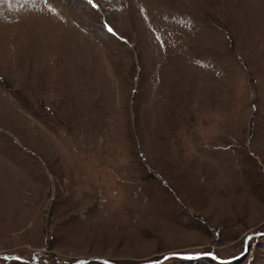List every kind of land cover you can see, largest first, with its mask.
I'll return each mask as SVG.
<instances>
[{"label":"rangeland","instance_id":"1","mask_svg":"<svg viewBox=\"0 0 264 264\" xmlns=\"http://www.w3.org/2000/svg\"><path fill=\"white\" fill-rule=\"evenodd\" d=\"M94 2L0 0V264H264V0Z\"/></svg>","mask_w":264,"mask_h":264},{"label":"water","instance_id":"2","mask_svg":"<svg viewBox=\"0 0 264 264\" xmlns=\"http://www.w3.org/2000/svg\"><path fill=\"white\" fill-rule=\"evenodd\" d=\"M260 234H262V233H252V234H249L248 236H260ZM246 247V250H247V248H248V246L246 245L245 246ZM174 255H177V256H189V257H192L193 255H185V254H167V255H164L163 256V258L162 259H160L158 262H160V261H163V260H165V259H167V258H169V257H171V256H174ZM0 256H3V257H7V258H9L10 256H12L13 258H19V256H17V255H9V254H2V255H0ZM195 256H199V255H196L195 254ZM238 257H241V255L240 256H238ZM217 260H219L220 262H224V261H226V260H221V259H219V258H217ZM83 262H86L87 260L86 259H84V260H82ZM104 262H107V263H111L110 261H107V260H103ZM157 261H149V262H147V263H144V264H154V263H156Z\"/></svg>","mask_w":264,"mask_h":264},{"label":"snow or ice","instance_id":"3","mask_svg":"<svg viewBox=\"0 0 264 264\" xmlns=\"http://www.w3.org/2000/svg\"><path fill=\"white\" fill-rule=\"evenodd\" d=\"M45 2H47V0H45ZM87 3L89 4V5H91L92 7H94V8H97L98 9V4L97 3H95L94 2V0H87ZM106 27H107V30H108V32H110V33H112L113 35H116V33H115V31H114V29L111 27V26H109V25H106ZM261 236H264V233H262V234H260ZM253 239V237L252 236H248L247 238H246V240H245V243L247 244L249 241H251ZM189 259H194L195 257H188ZM19 259V258H18ZM82 264H83V262H82ZM105 264H107V262H105Z\"/></svg>","mask_w":264,"mask_h":264}]
</instances>
